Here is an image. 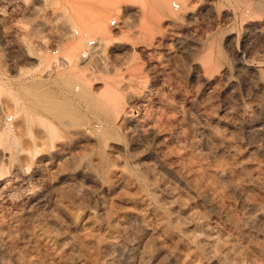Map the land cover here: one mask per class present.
I'll list each match as a JSON object with an SVG mask.
<instances>
[{
  "label": "rangeland",
  "instance_id": "rangeland-1",
  "mask_svg": "<svg viewBox=\"0 0 264 264\" xmlns=\"http://www.w3.org/2000/svg\"><path fill=\"white\" fill-rule=\"evenodd\" d=\"M6 263L264 264V0H0Z\"/></svg>",
  "mask_w": 264,
  "mask_h": 264
},
{
  "label": "bare ground",
  "instance_id": "bare-ground-1",
  "mask_svg": "<svg viewBox=\"0 0 264 264\" xmlns=\"http://www.w3.org/2000/svg\"><path fill=\"white\" fill-rule=\"evenodd\" d=\"M66 79V78H65ZM63 80V79H62ZM63 82V81H62ZM65 82H66V80H65ZM68 82V81H67ZM66 84V83H65ZM20 88H21V91L20 92H22L23 94L22 95H25L28 99H29V101H31L32 102V105H33V107H31V108H35V107H41V108H43L44 110H47V111H49L50 113H52V114H54L56 117H59V116H66V115H69L68 117H70L71 115L74 117H72L73 119H77V118H79V117H77V116H74L75 115V113H76V111H74L73 109L71 110V108H72V104L70 105L71 106V108H70V106L68 105L69 103L67 102V101H63V102H61V103H56V101L53 103L52 102V100L50 101V102H48L50 99L49 98H47V94H44V92H42L41 93V90H40V92L38 91L39 89H32V88H28L27 86H24V87H21L20 86ZM34 88V87H33ZM37 88V87H36ZM43 91V90H42ZM46 93V92H45ZM49 97V96H48ZM84 98H85V96H83ZM26 98V99H27ZM70 98V97H69ZM80 97H78V99H79ZM82 98V97H81ZM47 99H48V101H47ZM72 99V98H71ZM68 100V99H67ZM30 102V103H31ZM65 102H67V103H65ZM29 103V102H28ZM75 113H74V112ZM125 114H126V112H125ZM129 114V113H128ZM79 116V115H78ZM76 117V118H75ZM26 118V117H25ZM146 131V130H145ZM150 133V132H149ZM145 134V133H144ZM151 134V133H150ZM146 135V134H145ZM144 135V136H145ZM148 135V134H147ZM146 135V136H147ZM145 136V137H146ZM149 136H151V135H149ZM152 137V136H151ZM7 189V188H6ZM29 210V209H28ZM31 210V209H30ZM30 213L31 212H28V213H26V215H27V217H29V215H30ZM7 264V263H6Z\"/></svg>",
  "mask_w": 264,
  "mask_h": 264
},
{
  "label": "built area",
  "instance_id": "built-area-1",
  "mask_svg": "<svg viewBox=\"0 0 264 264\" xmlns=\"http://www.w3.org/2000/svg\"><path fill=\"white\" fill-rule=\"evenodd\" d=\"M179 3L177 2H172V7L174 9H178L179 8ZM110 25L115 27L118 25V22L115 20V19H112L110 21ZM75 34H78V31H75ZM85 36V34H84ZM96 44V40L94 38H88L87 41H86V49L81 53V58H87L91 49L95 46Z\"/></svg>",
  "mask_w": 264,
  "mask_h": 264
}]
</instances>
